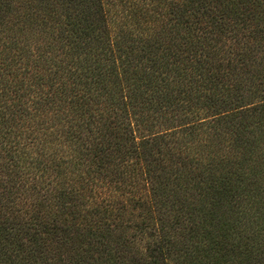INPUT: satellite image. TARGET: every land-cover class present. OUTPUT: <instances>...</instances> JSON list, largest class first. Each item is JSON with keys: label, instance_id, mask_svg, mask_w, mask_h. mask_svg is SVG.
Wrapping results in <instances>:
<instances>
[{"label": "trees", "instance_id": "obj_1", "mask_svg": "<svg viewBox=\"0 0 264 264\" xmlns=\"http://www.w3.org/2000/svg\"><path fill=\"white\" fill-rule=\"evenodd\" d=\"M137 2L148 7L157 2L154 13L147 7L143 11ZM16 3L27 20L48 17L43 24L51 25L52 35L62 40L71 36L69 43L78 41L82 52L97 57V67L110 73L100 80L104 87L129 89L124 97L151 104L149 108L157 111L181 110L186 113L181 120L184 128L197 121L196 115L215 117L230 111L244 113L242 127L235 125L239 133L264 122V96H252L254 86L246 85L255 72L239 66L254 58L252 50L240 46L234 36L237 21L246 27L253 21L256 44H243L264 45V0H0V17L13 13ZM171 22L182 25L183 33L168 29ZM208 24L211 30L203 27ZM214 34L224 49L238 44L239 62L205 51L204 38L213 40ZM103 55L109 62L100 60ZM132 103L123 117L132 116L134 109L128 111ZM227 107L233 108L221 112ZM215 108H220L218 113ZM258 110L263 115H254ZM153 128L140 137L133 130L128 138H119L118 154L136 155L126 174L130 181L115 182L111 175L106 179L105 163L114 159L109 140L94 148V158L89 159L94 165H89L95 187L111 182L122 194L118 212H113L110 200L99 207L104 214L99 215L98 226L71 225L70 231L56 221L44 225L37 209L30 213L32 220L19 222L10 219L0 204V264H52L49 259L55 257L65 264H257L264 256V247L256 243L260 225L264 227V200H251V191L262 190L257 182L256 190L249 189L253 184L246 179L249 157L257 146L250 142L236 166L220 162L215 171L221 172L208 178L218 186L205 189L198 164L192 165L189 158L174 162L178 150L165 149L171 144L169 136ZM180 138L175 142L180 144ZM133 142L136 151L129 153ZM254 166L263 170L259 163ZM104 219L107 223H102ZM77 229L85 231V237ZM146 239L151 240L143 244Z\"/></svg>", "mask_w": 264, "mask_h": 264}, {"label": "rangeland", "instance_id": "obj_2", "mask_svg": "<svg viewBox=\"0 0 264 264\" xmlns=\"http://www.w3.org/2000/svg\"><path fill=\"white\" fill-rule=\"evenodd\" d=\"M156 4L151 3L148 7V3L137 2L143 11L150 8L152 14ZM15 6V11L11 13V10L6 19L0 17V204L5 206L3 212L10 219L28 222L32 220L31 211L37 209L39 213L36 215L44 225L56 221L70 231L71 225L78 229L98 226L101 223L99 215L104 214L102 208L107 201H111L113 212H118L122 194L120 186L114 191L111 182L108 187H95V179L90 175L94 169L89 165H94L89 161L94 156V148L99 144L108 145L109 140L114 159L110 160L112 163H105L106 179L111 175L115 182L130 181V175L126 174L128 167L135 164L136 155L124 157L118 154L119 138H128V132L133 130L140 137L139 134L149 133L153 126V130L164 131L169 136L171 144L165 149L178 150L174 162L189 158L192 165L198 164L196 168L205 176V189L208 185L218 186L208 178L221 172V169L215 171L220 162L236 166V162L242 161V154L246 153L250 142L254 143L257 147L249 157L251 166L246 170L249 171L246 179L253 184L249 189L256 190L254 184L257 182L262 190L260 193L251 191L249 194L254 196L251 200L255 203L264 200V122L253 126L252 131L249 128L239 133L235 125L242 127L244 113L230 111L215 117L196 115L197 121L184 128L181 120L186 113L182 114L181 110L176 113L168 109L166 112L164 108L157 111L154 107L149 108L151 104L124 97V94L128 96L129 89L118 91L114 84L104 87L100 80L107 79L105 76L110 73L105 74L101 67H97V57L88 51L82 52L78 41L69 43L68 31L66 35L70 38L66 40L52 35L51 25L43 24L48 17L44 21L41 17L38 22L27 20L29 16H25L22 9L18 10L19 3ZM211 26L203 25L206 30H211ZM167 28L183 33L184 27L171 22ZM254 28L253 21L247 27L237 21L234 36L240 46L252 50L250 53L254 58L247 64L239 63V66L255 72V77L246 81V85L254 86L252 93L255 95L252 96L259 97L264 96V92L260 93L264 91V45L259 42L248 47L249 43L256 44ZM216 38L215 34L213 40L211 36L204 38L205 51L218 53L222 58L230 59V63L239 62L237 54L241 49L235 48L238 44L224 49L223 43L217 42ZM100 60L109 62L106 55L100 56ZM219 87L223 84L219 83ZM130 103L132 106L128 111L142 109V112L133 111L132 116L123 117ZM227 108L221 112L233 107ZM219 109L215 108V112L218 113ZM254 115L263 114L258 110ZM105 128L107 131H102ZM180 136L179 144L175 141ZM136 141L139 142V138ZM182 144L191 147L188 149ZM145 146L149 147L148 150L152 147ZM134 150L136 144L133 142L129 153ZM255 163L261 165L263 172L256 169ZM208 191L214 193L215 190ZM109 222L112 226L117 225L111 219ZM102 223L107 222L104 219ZM260 228L262 231L256 243L264 247L263 225ZM78 229V234L83 232L85 237V231ZM150 240L146 239L143 244ZM49 261L65 264L57 257ZM257 264H264V256Z\"/></svg>", "mask_w": 264, "mask_h": 264}]
</instances>
